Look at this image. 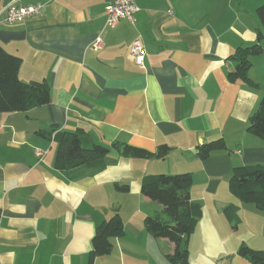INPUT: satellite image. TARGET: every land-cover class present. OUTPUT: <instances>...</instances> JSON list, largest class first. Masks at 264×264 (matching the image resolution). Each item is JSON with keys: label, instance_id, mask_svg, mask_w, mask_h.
<instances>
[{"label": "crops", "instance_id": "1", "mask_svg": "<svg viewBox=\"0 0 264 264\" xmlns=\"http://www.w3.org/2000/svg\"><path fill=\"white\" fill-rule=\"evenodd\" d=\"M13 1H0V44L21 58L23 82L49 83L51 101L0 112V264H171L175 244L146 229V217L165 212L142 193V181L186 172L202 205L187 239L189 264H254L238 251L264 250V210L243 203L229 178L235 166L264 165V140L247 131L264 95V39L249 71L256 87L228 72L237 48L264 33V0H136L135 22L115 25L106 23L111 0H19L42 4L43 13L10 22ZM136 39L146 49L143 66L131 52ZM54 126L105 145L171 149L164 159L111 149L102 168L64 171L54 166ZM219 138L227 150L197 156V145ZM116 213L124 235L92 260L97 226Z\"/></svg>", "mask_w": 264, "mask_h": 264}, {"label": "trees", "instance_id": "2", "mask_svg": "<svg viewBox=\"0 0 264 264\" xmlns=\"http://www.w3.org/2000/svg\"><path fill=\"white\" fill-rule=\"evenodd\" d=\"M257 14L264 26V4L257 8ZM263 39L264 33L258 31L257 41L253 45L237 48L231 56L235 60V68L228 72L231 81L242 80L252 87L257 86L251 80L249 71L252 57L263 53ZM21 63L20 57L7 52L0 44V112H25L51 101V87L46 80L26 83L20 79ZM247 131L264 140V95L249 118ZM41 133L47 134L45 131ZM48 134L57 143L54 166L64 171L81 166L102 168L111 149H116L123 156L140 159H164L171 149L163 144L152 152L119 140L105 145L96 143L81 131L60 130L56 126ZM227 149L225 139L219 138L197 145L196 154L200 159H206L216 151ZM192 182V174L188 172L157 173L145 176L142 181V193L160 203L165 212V217H146V229L153 236L167 238L175 244L174 252L168 256L171 264H189L187 239L202 216V205L194 202L190 195ZM229 185L243 203H253L258 209L264 210L263 164L235 166L230 173ZM226 210L237 221L236 207L230 205ZM123 235L124 224L119 213L103 221L97 226L93 237L92 260L107 254L111 250L112 239ZM238 253L254 264H264V250L242 245Z\"/></svg>", "mask_w": 264, "mask_h": 264}, {"label": "built area", "instance_id": "3", "mask_svg": "<svg viewBox=\"0 0 264 264\" xmlns=\"http://www.w3.org/2000/svg\"><path fill=\"white\" fill-rule=\"evenodd\" d=\"M43 9L44 6L42 4L23 5L19 0H14L6 7V19L10 22H21L26 18L42 14ZM138 11L139 6L136 0H111L105 8L106 23L115 25L122 19L135 22V15ZM93 46L95 49H99L101 47V38H97ZM131 52L134 55L136 63L143 66L146 49L140 39L134 40Z\"/></svg>", "mask_w": 264, "mask_h": 264}]
</instances>
